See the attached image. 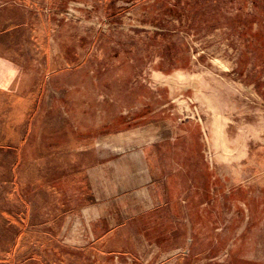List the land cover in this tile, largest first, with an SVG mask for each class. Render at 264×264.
Wrapping results in <instances>:
<instances>
[{
    "label": "crops",
    "instance_id": "obj_1",
    "mask_svg": "<svg viewBox=\"0 0 264 264\" xmlns=\"http://www.w3.org/2000/svg\"><path fill=\"white\" fill-rule=\"evenodd\" d=\"M20 8L0 0V264H253L241 227L253 213L240 204L227 233V197L243 189L227 188L199 133L93 121Z\"/></svg>",
    "mask_w": 264,
    "mask_h": 264
},
{
    "label": "rangeland",
    "instance_id": "obj_2",
    "mask_svg": "<svg viewBox=\"0 0 264 264\" xmlns=\"http://www.w3.org/2000/svg\"><path fill=\"white\" fill-rule=\"evenodd\" d=\"M20 5L19 18L50 37L51 56L61 55L51 69H64L60 79L81 86L72 98L95 103L88 109L93 121L95 112L100 124L125 116L131 121L121 129L131 130L170 120L185 136L199 133L227 188L237 183L243 189L237 202L227 197V233L239 220L240 204L242 213L251 209L252 224L250 216L241 220L252 230L242 251L264 264V0ZM249 263L232 254L217 264Z\"/></svg>",
    "mask_w": 264,
    "mask_h": 264
}]
</instances>
